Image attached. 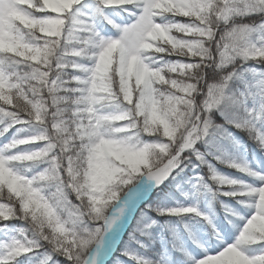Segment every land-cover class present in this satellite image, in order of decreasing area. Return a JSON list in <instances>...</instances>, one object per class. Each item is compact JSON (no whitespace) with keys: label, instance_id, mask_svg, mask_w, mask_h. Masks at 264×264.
Instances as JSON below:
<instances>
[{"label":"snow or ice","instance_id":"6c2138e0","mask_svg":"<svg viewBox=\"0 0 264 264\" xmlns=\"http://www.w3.org/2000/svg\"><path fill=\"white\" fill-rule=\"evenodd\" d=\"M0 264H264V0H0Z\"/></svg>","mask_w":264,"mask_h":264},{"label":"rangeland","instance_id":"374dc122","mask_svg":"<svg viewBox=\"0 0 264 264\" xmlns=\"http://www.w3.org/2000/svg\"><path fill=\"white\" fill-rule=\"evenodd\" d=\"M239 135H240L243 139L247 140V136H246V134H244V133H239Z\"/></svg>","mask_w":264,"mask_h":264}]
</instances>
